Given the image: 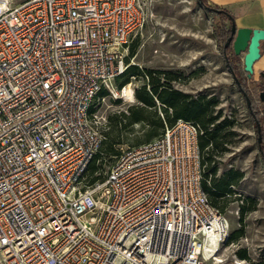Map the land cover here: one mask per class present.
I'll return each instance as SVG.
<instances>
[{"label":"built area","instance_id":"built-area-1","mask_svg":"<svg viewBox=\"0 0 264 264\" xmlns=\"http://www.w3.org/2000/svg\"><path fill=\"white\" fill-rule=\"evenodd\" d=\"M147 16L142 0H0V264H201L227 239L192 121L86 178L104 138L90 107Z\"/></svg>","mask_w":264,"mask_h":264},{"label":"rangeland","instance_id":"rangeland-1","mask_svg":"<svg viewBox=\"0 0 264 264\" xmlns=\"http://www.w3.org/2000/svg\"><path fill=\"white\" fill-rule=\"evenodd\" d=\"M142 2L148 16L142 29L129 42L128 64H134L139 70L156 71L153 74L159 75L161 81L167 74L172 78L169 80L172 87L192 98L203 95L213 101L211 113L218 115L215 122L223 124L225 149L216 152L209 165L216 166V176L230 168L242 172L239 181L231 187L233 193L229 199L219 202L224 203L221 212L228 220L232 238L219 243L214 254L206 253L201 264H264V157L258 149L262 136L264 139V112H261L264 103L259 99L264 81H253L251 77L246 80L248 96L261 112L263 135L260 130L258 140L255 122L223 57L219 33L228 21L224 22L205 7L211 4L204 6L198 0ZM234 64L241 68L239 59H234ZM126 84H130L132 90L129 95L122 93ZM142 85L149 89L145 73L129 71L102 87L93 100L98 128L118 151L150 140L159 131L155 127L156 115L163 117L159 102L147 108L143 121L126 127L118 122L122 119L121 112L129 113V107L138 103L135 91ZM114 159L115 156L104 153L99 155L96 160L99 167L93 175L105 176ZM207 170L204 167V171ZM242 202L247 209L240 221ZM243 252L246 257L239 256Z\"/></svg>","mask_w":264,"mask_h":264},{"label":"trees","instance_id":"trees-1","mask_svg":"<svg viewBox=\"0 0 264 264\" xmlns=\"http://www.w3.org/2000/svg\"><path fill=\"white\" fill-rule=\"evenodd\" d=\"M204 6L207 5L206 0H198ZM217 8V11H214L217 15H219L223 21H228V24H224L219 33V40L222 41V53L224 60L227 64V67L231 69L232 73H234L236 79L238 80L240 87L243 91H245L249 96L250 92L247 87V77L246 73L236 64H234V59L236 56L232 53L230 45L224 46L227 38L229 37L232 27L234 25L232 16L229 11L224 8H220L217 6H213ZM134 49V44H132V52ZM128 55V54H127ZM126 55V59H127ZM127 62V60H126ZM132 71L133 73L138 74L139 72H144L148 77L149 89L145 88V85H142L140 88L136 89L135 95L138 103L135 105H131L129 107V113L121 112V120L118 122L122 127H126L128 124L143 121L146 119L145 112L148 107H155L156 102H159V107L163 112V117L156 115L155 127L159 129V131L155 132L156 137L143 141L138 144H132L126 147L137 146L139 144L149 142L157 137H159L163 130L164 126H169L178 118H182L185 120L192 121L199 126L200 133L198 134V145L200 149V157L202 164V177H201V186L204 192L206 193L208 201L216 207L218 210L223 209L224 203L221 205L219 202H225L229 199L231 194L233 193L232 186L235 185L242 176V172L234 169L225 170L220 176H216V166H210L209 163L213 158V155L225 149L223 146V124L222 122H215L218 115L212 114L213 101L211 102L208 99H205V96L200 95L198 97L192 98L190 95L181 92L180 90L171 86L169 80L170 76L164 74L165 80L161 81V77L159 75H155L156 71L151 69L139 70L136 66L128 64L124 69V71L119 75L122 76L124 73H128ZM157 73H160L157 71ZM117 76V77H119ZM237 86V85H236ZM238 88V86H237ZM240 91V88H238ZM101 92V91H100ZM246 104V102H245ZM250 105L253 113L256 115V118L261 123V119L259 117V110L257 105L250 98ZM248 109V108H247ZM170 110V112H169ZM90 111H94L93 104L90 107ZM249 111V110H248ZM252 117L251 113L249 112ZM253 118V117H252ZM254 120V119H253ZM119 123H115L116 125ZM261 133L263 135V129L260 128ZM119 141H117L118 143ZM258 149L261 155L264 157V139H262L258 144ZM120 151L117 150L116 146H114L113 142L109 140L107 137H104L99 150L94 154L90 163L88 164L86 170V178L88 181H93L96 178H99L100 175H93V172L99 167L96 164V160L104 153L107 156H116ZM115 160V159H114ZM113 163V162H112ZM111 166V165H110ZM204 167H207L208 170L204 171ZM208 177V179H207ZM247 208L245 204L242 202L240 205V221L242 220L243 213ZM232 238V235L228 234L226 240ZM240 257H246V254L239 253Z\"/></svg>","mask_w":264,"mask_h":264},{"label":"water","instance_id":"water-1","mask_svg":"<svg viewBox=\"0 0 264 264\" xmlns=\"http://www.w3.org/2000/svg\"><path fill=\"white\" fill-rule=\"evenodd\" d=\"M205 7L212 11L218 10L213 6ZM261 41H264V28L235 27V25H233L231 33L224 44V46L230 45L232 53L235 56L241 57L242 69L246 73L247 78H250L252 76L253 63L260 56ZM229 70L236 85L238 86V88H240V92L245 99L246 106L254 119L257 131V138L258 140H260V123L251 109L250 98L248 94L243 91L240 87V84L236 79L234 73H232L231 69ZM259 99L262 103H264V90L259 91ZM262 112H264V106Z\"/></svg>","mask_w":264,"mask_h":264},{"label":"crops","instance_id":"crops-1","mask_svg":"<svg viewBox=\"0 0 264 264\" xmlns=\"http://www.w3.org/2000/svg\"><path fill=\"white\" fill-rule=\"evenodd\" d=\"M208 4L230 12L235 27L264 28V0H206ZM241 63L240 56H236ZM243 70V69H242ZM253 81H264V41L260 43V56L253 63ZM261 113V112H260Z\"/></svg>","mask_w":264,"mask_h":264},{"label":"bare ground","instance_id":"bare-ground-1","mask_svg":"<svg viewBox=\"0 0 264 264\" xmlns=\"http://www.w3.org/2000/svg\"><path fill=\"white\" fill-rule=\"evenodd\" d=\"M131 91H132V90H131V88H130V84H126V85H124V87H123V89H122V93H123L124 95H129ZM210 253L214 254V250L210 251ZM206 256H207V255H206ZM215 256H216V255H215ZM150 259H151V257H150Z\"/></svg>","mask_w":264,"mask_h":264},{"label":"flooded vegetation","instance_id":"flooded-vegetation-1","mask_svg":"<svg viewBox=\"0 0 264 264\" xmlns=\"http://www.w3.org/2000/svg\"><path fill=\"white\" fill-rule=\"evenodd\" d=\"M236 84V83H235ZM261 90H264V87H261ZM260 91V90H259ZM259 110V109H258ZM260 113V112H259Z\"/></svg>","mask_w":264,"mask_h":264}]
</instances>
